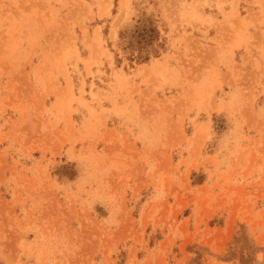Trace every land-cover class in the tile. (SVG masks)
Segmentation results:
<instances>
[{"label": "rangeland", "instance_id": "374dc122", "mask_svg": "<svg viewBox=\"0 0 264 264\" xmlns=\"http://www.w3.org/2000/svg\"><path fill=\"white\" fill-rule=\"evenodd\" d=\"M0 264H264V0H0Z\"/></svg>", "mask_w": 264, "mask_h": 264}, {"label": "bare ground", "instance_id": "6f19581e", "mask_svg": "<svg viewBox=\"0 0 264 264\" xmlns=\"http://www.w3.org/2000/svg\"><path fill=\"white\" fill-rule=\"evenodd\" d=\"M115 21V20H114Z\"/></svg>", "mask_w": 264, "mask_h": 264}]
</instances>
